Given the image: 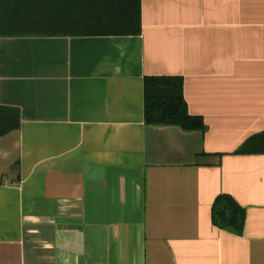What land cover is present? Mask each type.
Returning <instances> with one entry per match:
<instances>
[{
	"label": "crops",
	"instance_id": "1",
	"mask_svg": "<svg viewBox=\"0 0 264 264\" xmlns=\"http://www.w3.org/2000/svg\"><path fill=\"white\" fill-rule=\"evenodd\" d=\"M179 76L204 132L148 126ZM0 264H264V0H142V33L0 38ZM246 210L216 227V199ZM138 214V222L133 221ZM131 214L133 216H131Z\"/></svg>",
	"mask_w": 264,
	"mask_h": 264
},
{
	"label": "trees",
	"instance_id": "2",
	"mask_svg": "<svg viewBox=\"0 0 264 264\" xmlns=\"http://www.w3.org/2000/svg\"><path fill=\"white\" fill-rule=\"evenodd\" d=\"M142 33V0H0L2 37H112ZM145 122L148 126L179 127L204 132V119L189 112L184 79L149 76L144 81ZM17 109L0 106V138L20 128ZM237 155L264 154V133L247 139ZM246 210L229 195L213 206L214 225L242 235Z\"/></svg>",
	"mask_w": 264,
	"mask_h": 264
},
{
	"label": "rangeland",
	"instance_id": "3",
	"mask_svg": "<svg viewBox=\"0 0 264 264\" xmlns=\"http://www.w3.org/2000/svg\"><path fill=\"white\" fill-rule=\"evenodd\" d=\"M131 216H133V215L131 214ZM137 217H138V214L136 213V216H135V214H134L133 221L136 220V222H138V218H137Z\"/></svg>",
	"mask_w": 264,
	"mask_h": 264
}]
</instances>
